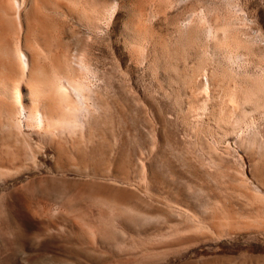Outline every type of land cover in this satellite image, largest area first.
Here are the masks:
<instances>
[{"label": "rangeland", "instance_id": "374dc122", "mask_svg": "<svg viewBox=\"0 0 264 264\" xmlns=\"http://www.w3.org/2000/svg\"><path fill=\"white\" fill-rule=\"evenodd\" d=\"M0 5V264H264V0Z\"/></svg>", "mask_w": 264, "mask_h": 264}, {"label": "bare ground", "instance_id": "6f19581e", "mask_svg": "<svg viewBox=\"0 0 264 264\" xmlns=\"http://www.w3.org/2000/svg\"><path fill=\"white\" fill-rule=\"evenodd\" d=\"M16 51L18 52V50H16ZM32 56H34V55H31V57ZM18 57H19L18 59L21 61V65H22V67L21 66L20 67H21V69H23L21 71H23V76H25V74H26V78H27L26 81L29 84V87L20 88L19 85H10L7 87H2V88L0 87V94H2L7 100L17 104L19 107V111H18L19 117L26 124L34 126L35 128H42V127L46 126L49 129L51 127L69 125L70 123L72 124V120L67 119V117L54 116L53 114H50L49 112H47V110L44 106L46 103H48L49 99L54 97L52 95V97L48 99V96L50 97L51 91L54 90V88L59 87L57 90L55 89V92H56L60 89L61 86H55L54 82L49 81V80H41L40 81L38 79H35L34 77L36 74H40V73L45 72L43 70V67H41V68L33 67L35 65L32 64V62H31L32 60H29L26 52L25 53L19 52ZM32 59H34V58H32ZM79 63H78V65H80ZM19 65H17V66H19ZM85 68L83 66H81L80 70L81 69L84 70ZM85 71H87V70L85 69ZM11 79H13V78H11ZM39 79H41V78L39 77ZM66 82L69 85L68 87L71 88V90L73 91V93L77 97L78 103L80 105H82V103L84 101V100L82 101V98H83L82 92L84 91L83 90L84 86L82 87V84L80 82L73 80V79H66ZM15 84H18V83L15 82ZM62 86H64V85H62ZM83 99H85V98H83ZM69 110H70L71 114H72V112L74 114V108L69 109Z\"/></svg>", "mask_w": 264, "mask_h": 264}]
</instances>
